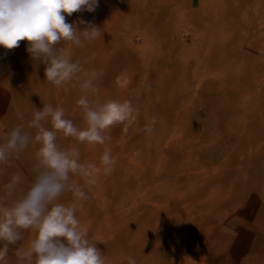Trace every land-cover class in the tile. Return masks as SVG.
Listing matches in <instances>:
<instances>
[{"label": "rangeland", "instance_id": "obj_1", "mask_svg": "<svg viewBox=\"0 0 264 264\" xmlns=\"http://www.w3.org/2000/svg\"><path fill=\"white\" fill-rule=\"evenodd\" d=\"M66 20L77 30L86 27L81 20L100 29L91 41L81 37L83 47L57 45L99 73L90 102L133 107L128 121L104 132V144L57 132L61 150L76 148L82 163L101 167L95 185L70 175L87 201L65 192L59 202L77 204L106 264L129 257L137 264H264V0H99L95 12ZM28 44L0 46V144L17 125L34 136L28 121L45 104L86 127L76 103L80 81L48 82L47 65ZM39 147L31 143L0 164V202L11 204L26 187L5 199L12 175L32 180ZM106 149L114 159L107 175ZM21 233L25 251L35 232ZM7 260L20 264L17 256Z\"/></svg>", "mask_w": 264, "mask_h": 264}, {"label": "clouds", "instance_id": "obj_2", "mask_svg": "<svg viewBox=\"0 0 264 264\" xmlns=\"http://www.w3.org/2000/svg\"><path fill=\"white\" fill-rule=\"evenodd\" d=\"M99 0H0V46L14 49L20 41L27 40L28 53L33 59L45 63L46 80L55 86L71 82L75 77L80 81L83 93L77 100L84 113L86 127L77 128L73 121L65 118L63 109L45 104L32 113L27 127L36 129L31 135L23 125L12 128L0 144V164L10 165L13 158L31 143L40 145L36 152L37 163L34 176L29 182L17 172L4 185L6 197L11 198L21 185L20 191L11 204L0 202V264H8L9 245L23 239L21 230H32L34 238L25 251L18 250L20 264H106V258L96 243L88 238L87 230L77 218V204L59 202L65 192H70L74 201H87L84 187L70 182V175L80 177L86 184L95 185L101 167L95 163H82L78 149L61 150L57 143V132L89 145L104 144V132L117 123L128 121L133 114L131 101L108 100L103 104L90 102L88 93L98 92L94 81L99 73L85 70L79 62H72L61 42L68 41L83 47L82 39L91 41L100 36V29L90 22L83 30H77L74 23H68L66 16L75 12H95ZM83 73V78L78 76ZM120 77L117 78L119 82ZM73 87L76 85L73 84ZM50 121L52 129L44 127ZM154 123V121H153ZM147 130H151L150 128ZM104 174H111L114 159L110 149L100 157ZM128 264H137L133 257Z\"/></svg>", "mask_w": 264, "mask_h": 264}, {"label": "crops", "instance_id": "obj_3", "mask_svg": "<svg viewBox=\"0 0 264 264\" xmlns=\"http://www.w3.org/2000/svg\"><path fill=\"white\" fill-rule=\"evenodd\" d=\"M2 246H3V243L0 242V247H2ZM18 250H21V243L20 242H17V244H15V245H9L8 256H17L16 252Z\"/></svg>", "mask_w": 264, "mask_h": 264}]
</instances>
